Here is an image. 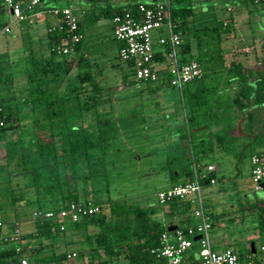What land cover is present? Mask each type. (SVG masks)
Returning <instances> with one entry per match:
<instances>
[{
	"label": "trees",
	"instance_id": "obj_1",
	"mask_svg": "<svg viewBox=\"0 0 264 264\" xmlns=\"http://www.w3.org/2000/svg\"><path fill=\"white\" fill-rule=\"evenodd\" d=\"M85 1L90 9L84 12V20L90 22L112 20L121 12L104 0ZM190 3L176 0L172 10L176 30L182 35ZM42 4L44 0L34 11L47 14L57 8ZM247 7L250 10L254 6L248 3ZM49 26L45 25L46 29ZM78 28L82 40L69 55L55 51L66 34L46 31L44 49L49 55L40 59L31 56L30 62L13 73L25 77L29 95L19 102L0 105V114L5 117V126L0 128V240L19 224L22 253L31 263L63 264L66 254L74 251L75 260L81 264H162L151 250L161 246L160 236L173 225L171 221L155 219L148 208L111 200L104 205L96 202L100 192L97 179L108 181L113 173L110 169L124 149L119 148L120 124L111 104L103 98L104 80H95L89 60L81 54L84 35L80 20ZM180 51L181 62L193 60L202 70L205 67L210 71L180 89L183 136L188 139L192 156V169L180 183L192 179L193 166L197 170L207 166L205 159L215 152L233 153L239 160L257 155L264 162V41L261 53L249 65L236 59L238 56L227 62L221 54L225 59L222 70L216 68L212 57L204 59L208 66L201 64L184 43ZM166 61V56L155 53V65ZM128 64L131 69L127 74L134 77ZM160 76L164 80L161 84H168L166 75ZM27 106L32 107L31 119L21 117L20 108ZM170 176L175 177L174 171ZM212 178L214 173L201 180L202 188L211 186ZM88 202L99 205L100 211L68 224L73 226L70 231L67 225L64 231L52 232L49 222L32 217L35 211L55 212L69 203ZM247 204L249 212L256 214L262 238L264 198ZM192 206L190 199L167 205L171 218L181 217L179 226L190 224ZM19 208L32 212L20 222L8 220V212L17 217ZM76 235L79 238L75 240ZM58 247L64 249L59 251ZM254 250L256 254L255 245ZM248 252L252 253L251 247ZM17 259L12 245L0 244V264Z\"/></svg>",
	"mask_w": 264,
	"mask_h": 264
},
{
	"label": "rangeland",
	"instance_id": "obj_2",
	"mask_svg": "<svg viewBox=\"0 0 264 264\" xmlns=\"http://www.w3.org/2000/svg\"><path fill=\"white\" fill-rule=\"evenodd\" d=\"M113 1L120 3L122 0ZM77 2L55 0L54 4L72 7L81 21L84 35L81 54L89 60L95 80H104L103 98L111 104L109 107L113 108L120 124L119 148L124 149L112 165L110 170L113 173L108 181L97 179L96 188L100 192L96 202L104 205L106 200H111L148 208L155 219L180 225L181 217L171 218L168 207H163L157 200L159 192L185 180V174L192 169L190 144L182 130L180 89L166 83L162 85L164 80L157 83L135 82V78L127 74L130 65L119 58V44L113 37L111 19L97 22L84 20L83 8ZM243 2L247 1H230L236 8ZM228 3L226 0H191V10L182 35V42L201 64L208 66L204 59L212 57L219 70L223 69L224 60L228 62L232 56H238L236 59L243 60L247 65L252 64L254 56L261 53L264 41V21L256 9H245L248 21L246 14L235 15L233 12L232 15L227 10ZM50 20L53 18L50 17ZM223 23H227V30L222 27ZM7 25L10 34L0 32V105L19 102L29 95L25 77L13 73L27 61L30 62L31 56L40 59L49 55V51L44 49L45 23L31 25L24 20L10 24L9 10L0 2V31ZM164 34L153 32L154 42ZM156 47L159 49V46ZM221 54L225 59H221ZM155 68L159 75H167L170 64L167 60L155 65ZM202 71L204 75L210 72L205 67ZM20 109L23 119L26 116L32 118V107ZM214 154L205 161L214 164L216 183L201 190L204 211L210 214V239L214 244H228L242 259L254 243L255 256L261 258L259 245L264 237L259 238L256 214L249 212L247 203L263 199L264 191L256 190L251 183L250 156L239 160L229 152ZM171 171L179 172V175L171 177ZM192 208L194 210V206ZM193 210L189 214V225L196 223ZM31 212L30 209L19 208L17 217L11 210L6 217L16 223L29 217ZM72 228V225L67 226L68 231ZM78 238L79 235H76L75 240ZM58 249L61 251L64 247ZM32 264L40 263L32 261ZM73 264L81 263L75 260Z\"/></svg>",
	"mask_w": 264,
	"mask_h": 264
},
{
	"label": "built area",
	"instance_id": "obj_3",
	"mask_svg": "<svg viewBox=\"0 0 264 264\" xmlns=\"http://www.w3.org/2000/svg\"><path fill=\"white\" fill-rule=\"evenodd\" d=\"M41 0H0L9 10L10 24L20 21L31 23L33 17H38L34 8ZM176 0H124V7L120 13L112 18L113 37L119 44L118 54L122 62L131 63L134 78L137 83H156L160 75L156 71L154 56L160 53L166 56L170 69L166 81L171 87L181 89L185 85L203 77L201 66L196 61L181 62L179 50L182 44V33L176 30L172 19V10ZM258 9L260 18L264 21V0H246ZM50 14L56 18L47 32H63L62 38L55 51L58 55H69L74 51V45L82 40L78 28V17L70 8H53ZM227 23H223L226 27ZM165 33L154 42L152 33ZM0 32L10 34L9 25ZM159 46V51L154 50ZM1 112V108H0ZM5 126V117L0 114V128ZM251 183L256 190L264 183V162L257 155L250 157ZM215 166L207 165L201 170L193 166L192 179L178 183L157 194L160 205L167 207L174 200L190 199L194 205L192 216L196 223L179 226L172 232H164L160 236L161 246L151 250V254L161 260L162 264H264V243L259 245L261 258L254 253H248L243 261L231 247L217 250L211 241L209 231L211 223L209 215L205 213L201 195V180L214 173ZM216 183L210 179V185ZM100 211V206L91 202L69 203L59 211H35L33 220L47 221L52 232L64 231L70 223L77 222L81 217L93 215ZM195 237H200L194 241ZM12 245L18 259L8 264H32L22 253L23 238L19 224L14 230L0 240V244ZM194 244L197 247L194 248ZM77 255L70 251L65 256L63 264H73Z\"/></svg>",
	"mask_w": 264,
	"mask_h": 264
},
{
	"label": "crops",
	"instance_id": "obj_4",
	"mask_svg": "<svg viewBox=\"0 0 264 264\" xmlns=\"http://www.w3.org/2000/svg\"><path fill=\"white\" fill-rule=\"evenodd\" d=\"M54 1L55 0H44V4H42L41 7H43L44 5H46L49 8H52V7H57V8H61V7H63V8H70L74 12V10L72 9V7L65 6V5L60 6V3L59 4H54ZM73 1H75V2L78 1L77 2V5L80 8H83V13L86 12L88 9H90V4L87 1H85V0H73ZM226 1L229 2L228 3V6H227V10L230 13H232V15H234L233 12H235V15L236 14H238V15L240 14L242 16H245V14H246L247 20L249 21V15H248V13H245L244 12L246 8L248 9V7H247L248 6V3L247 2H243V4H240L239 7L236 8V7H234V5L232 3H230L231 0H226ZM104 3L111 5V7H112L113 10L120 9L122 11L123 10V7H124V0H122L120 3L114 2L113 0H104ZM99 4H101V3H99ZM253 8L256 9V11L258 13V9L256 7H253ZM37 12H38V17H33V19L31 20L32 22L30 23L31 25H33L35 23H45V25H51V24H54L56 22V18L53 17L50 14V11H48L47 14H45V11L44 10H39ZM44 14L46 15V17H45ZM48 15L51 18H53V20H50V17ZM258 16H259V13H258ZM155 49H156L155 50L156 52H158L160 50L156 46H155ZM179 58L180 59H183V54H182V52L180 50H179ZM207 165H213L214 166V164H211V162H208ZM215 171H216V168H215ZM215 171H214V173H215ZM214 179H216V178H214ZM259 238H261V237H259ZM261 243H264V239H263V242H261ZM252 244L254 245V243H252ZM214 245H215V248L217 250H222V249H224L226 247H230L228 244H219V243H217V244H214ZM248 253L249 252H247V254ZM244 258L245 257H243V259ZM240 259H241V261H243L242 258H240Z\"/></svg>",
	"mask_w": 264,
	"mask_h": 264
},
{
	"label": "water",
	"instance_id": "obj_5",
	"mask_svg": "<svg viewBox=\"0 0 264 264\" xmlns=\"http://www.w3.org/2000/svg\"><path fill=\"white\" fill-rule=\"evenodd\" d=\"M177 175V173H175V176ZM260 188L261 189H264V183H261L260 184ZM176 229V225H172V226H170V227H168V232H172V231H174ZM200 237H195L194 238V241H196V240H198ZM251 248H252V253H254L255 252V250H254V245L253 244H251Z\"/></svg>",
	"mask_w": 264,
	"mask_h": 264
},
{
	"label": "flooded vegetation",
	"instance_id": "obj_6",
	"mask_svg": "<svg viewBox=\"0 0 264 264\" xmlns=\"http://www.w3.org/2000/svg\"><path fill=\"white\" fill-rule=\"evenodd\" d=\"M115 119L117 120V118L115 117Z\"/></svg>",
	"mask_w": 264,
	"mask_h": 264
}]
</instances>
